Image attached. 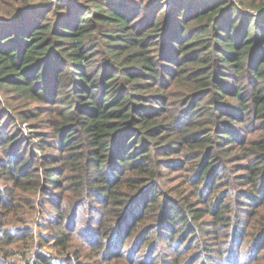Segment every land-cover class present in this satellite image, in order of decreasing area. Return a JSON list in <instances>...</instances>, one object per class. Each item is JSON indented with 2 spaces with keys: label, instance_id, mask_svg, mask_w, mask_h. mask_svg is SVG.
I'll list each match as a JSON object with an SVG mask.
<instances>
[{
  "label": "trees",
  "instance_id": "1",
  "mask_svg": "<svg viewBox=\"0 0 264 264\" xmlns=\"http://www.w3.org/2000/svg\"><path fill=\"white\" fill-rule=\"evenodd\" d=\"M164 1L151 0L144 18L133 0H58L11 10L0 6L5 12L0 14V101L1 90L12 88L17 98L52 103L56 112L48 125L51 130L36 119L28 136L10 131L3 120L9 109H0V161H6L8 179L18 181L19 187L21 179L35 174L39 164L35 149L55 147L58 153L45 155L42 167L50 184L63 187L54 176L66 172L67 190L94 191L96 200L102 198L100 203H115V209H94L98 218L91 231L106 249L125 248L137 230L144 241L156 232L160 244H181V232H193L194 222L205 215L204 204L198 207L196 200L212 202L219 222H224L223 212L233 209V203L255 208L264 201V0L256 6L249 3L259 9L253 14L238 9L232 0H173L167 13ZM98 53L103 54L102 63L96 66ZM186 84L195 91L186 94ZM177 86L185 89L175 91ZM174 94L185 101L179 110L164 106L173 102ZM169 108L177 114L172 122ZM37 111L43 113L33 106L20 116L34 119ZM182 116L191 124L175 141L174 128L178 132ZM195 120L202 134L194 132ZM181 137L192 146L216 148V153L206 150L209 160L202 164L199 184L212 175L210 166L220 151H226L222 157L237 156L245 172L234 171L223 199L214 195L215 190L210 195L216 199L208 198L200 188L191 200L162 194L156 182L164 165L158 164L182 153ZM27 143L35 144L30 160L20 156ZM177 160L168 164L178 165ZM125 180L134 191L128 197ZM4 192L0 188V241L12 242L14 232L4 228L14 220H9L12 209L3 208L7 203L14 206L17 192L8 194L9 202L3 200ZM68 204L53 209L54 231L76 215L77 209H68ZM67 210L73 216L68 217ZM255 216L246 221L247 239L240 235L242 247L251 253L237 246L238 254L224 251L220 257L232 264H245L246 259L249 264H264V218ZM49 229L63 256L66 249L60 246L73 240ZM19 230L33 236L30 227ZM200 231L210 234L212 229ZM236 236L238 229L230 235ZM255 239L259 244L253 252ZM212 246L208 241L202 244L199 257L210 255L206 251H213ZM120 256L113 255L110 264H124ZM33 264L99 262H89L87 255L62 260L41 251Z\"/></svg>",
  "mask_w": 264,
  "mask_h": 264
},
{
  "label": "rangeland",
  "instance_id": "2",
  "mask_svg": "<svg viewBox=\"0 0 264 264\" xmlns=\"http://www.w3.org/2000/svg\"><path fill=\"white\" fill-rule=\"evenodd\" d=\"M58 0H0V6L11 10L13 8L23 7V5H49L53 4ZM136 2L138 11H140L139 17H145L147 14L146 7L151 6V0H133ZM189 2H197L203 0H187ZM210 1V0H205ZM237 5L238 9L244 10L247 13H256L259 11L258 8L254 6L261 3V0H232ZM253 3L254 6H251L249 3ZM25 3V4H24ZM173 0H165L163 2L164 8L167 13L171 11ZM188 6V5H187ZM5 12H1L3 14ZM138 15V12L135 13V16ZM103 54L98 53L96 57V66L100 63V59ZM170 76H167L169 78ZM189 83V82H187ZM185 87L177 86L175 91H183ZM195 91V88L191 85L186 84V94ZM1 101L0 109H9V116L3 117L4 123H7L8 129L16 130L23 135H28L30 131H33L35 124L38 121L42 122L41 126H47L43 128L46 131L51 130L50 125L55 119L56 112L53 111L52 103L47 104L45 102L39 101H29L25 98H17V93L9 88L7 90H1ZM182 98L181 94H174L171 97L173 102L169 104H164L166 107H173L174 109L179 110L180 107L184 106L185 101L180 99ZM179 104V106L177 105ZM36 107V110L40 108L37 118L34 119H25L22 118V115H25V110L30 107ZM169 114H171L172 119L169 122H172L174 117L177 115L169 108ZM21 115V116H20ZM30 116L32 114H29ZM37 119V120H36ZM36 120V121H35ZM35 121V122H34ZM196 128L194 132L199 133L200 126L195 120ZM190 120L182 116L179 124L178 132L174 128V138L185 133L189 128ZM210 124V122H209ZM247 130V128H245ZM202 132V131H201ZM200 132V133H201ZM250 130L246 137L245 143L248 141ZM202 134V133H201ZM252 137H256V133L251 134ZM246 136V135H245ZM36 139V138H34ZM181 141L182 153L174 156H169L167 158L168 162H160L159 165H164L161 167L160 175L158 176L156 184L160 187L163 195H169L175 199H184V197L192 198L193 193L200 188L202 191H205V194L208 198H215L213 195H210L213 190H215L214 195H217L220 199L225 196L226 191L229 188L225 189V185H229L232 178L234 177V171H237L236 174L244 173L245 170L239 165L240 162L236 160V155L232 154L228 157H222L226 151H220L217 156L213 159V164L210 166L212 175L207 177L206 180L202 181L199 184V176L202 171V164L209 160V155L206 153L207 149H210L211 153H216V148L209 146L202 147L199 145L192 146L188 139L181 137L178 138ZM242 143L239 142V145ZM30 145V146H29ZM35 144H28L23 147V151L20 156L26 155L25 157L30 160L31 158V149L34 148ZM46 149L40 151L35 149L39 157V160L33 170L32 179L25 180L21 179L19 184L21 186L17 187L18 181H11L8 179V173L6 168V161H0V188H5L6 192L2 193L3 200H8V194L13 190L17 192L14 206H10L7 203V206L3 209H12L10 218L14 220L9 221L8 224L4 225V228L7 229L6 233H9L8 230L13 231V240L12 242L0 241V264H33V261L36 256V252H45L47 254L54 253L57 259L67 260L68 258H80L82 255H87V260L89 262L98 261L99 264H110L113 255H121L119 258L123 260L124 264H169V261L173 264H232L224 257H220L224 251H236V254L239 253L243 241L240 238V235L244 233V240L247 239L250 234V230L246 229V221L249 215L254 216L257 214L258 219L264 218V201L261 199L260 203L253 208L246 204H241V207L238 208V203H233L234 208L229 211L224 210V222H219L220 218L215 217V213L212 211V202L205 203L200 200H196L195 203L200 207L204 204L205 215L199 218L198 221H195V230L191 232L190 230H184L181 232L179 238L182 239L181 244H175L168 246L167 244H160L159 240L160 234H150L148 236L149 241L138 239L139 230L136 231L134 237L129 238L125 248L122 246L118 248V245H113L110 249L102 247V242L96 236V232L92 234L91 227L97 225L98 215L95 213L94 209H115V203L107 202L100 203L102 198L100 196L96 200L95 192L85 189V193L78 189L77 191H69L65 187L67 185V174L63 172V178L61 176H54L59 181L62 182V186H54L49 183L48 174L46 171L42 170V167L45 166V155H54L58 153V150L55 147L45 146ZM220 148V147H219ZM19 156V157H20ZM18 157V158H19ZM177 157L178 165L168 164L170 161ZM243 162V160L241 161ZM29 167L33 165V162L29 161ZM239 165V166H238ZM178 169V173H172ZM60 173V172H59ZM19 175V174H17ZM30 183V184H29ZM196 183V186H195ZM25 184H29L26 186ZM26 186V187H25ZM32 186V187H29ZM209 187V189H207ZM124 188L129 192L126 197L133 194V187L130 186L129 182L125 180ZM242 191L241 188L236 190V193ZM182 193V194H181ZM68 195V196H67ZM13 196V195H12ZM216 199V198H215ZM218 199V200H220ZM85 201V202H84ZM82 202V203H81ZM143 200H138L136 205H141ZM60 203H69L68 209H77L76 215L68 220L65 224L59 225L58 230L54 231L53 226L57 222H54V212L53 209ZM219 206L221 204H218ZM72 210H67V215L73 216ZM241 219L243 223L241 224ZM230 221V222H229ZM240 222V223H238ZM221 224V225H219ZM20 227H30L33 233V236L27 237V234L21 233L19 230ZM53 229V232H58V235L65 234V239L71 238L73 242H68L60 246L63 249H66L64 255L62 256L61 249L58 248L57 238L49 235L50 229ZM201 227L211 228V233H205L200 231ZM123 232L126 230V227L123 225ZM238 229V236L235 238L230 237L232 231ZM114 230V229H112ZM199 230V235L196 232ZM128 233V232H127ZM191 234V238L185 241ZM73 235V236H72ZM264 236V235H263ZM53 238L54 240H50ZM202 238V240L200 239ZM70 240V241H71ZM206 241L212 243L213 251H206L210 255H201V245ZM91 242V243H87ZM186 242V243H185ZM254 242V248L252 251L256 252L258 249V240H252ZM145 243V244H144ZM158 243V244H157ZM163 243V242H162ZM117 244V243H116ZM161 245V246H160ZM103 249L105 251H103ZM244 252H251L246 250L245 246L242 247ZM107 250V251H106ZM103 251V252H102ZM243 252V253H244ZM250 261L246 259L245 264H249Z\"/></svg>",
  "mask_w": 264,
  "mask_h": 264
}]
</instances>
